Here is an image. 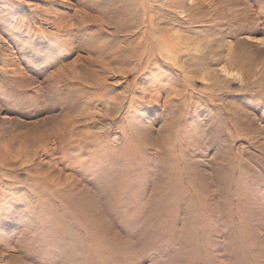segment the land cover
I'll return each mask as SVG.
<instances>
[{"label":"rangeland","instance_id":"374dc122","mask_svg":"<svg viewBox=\"0 0 264 264\" xmlns=\"http://www.w3.org/2000/svg\"><path fill=\"white\" fill-rule=\"evenodd\" d=\"M0 264H264V0H0Z\"/></svg>","mask_w":264,"mask_h":264}]
</instances>
